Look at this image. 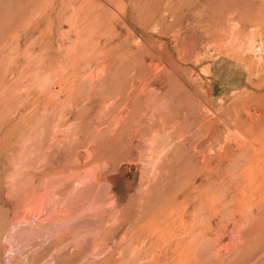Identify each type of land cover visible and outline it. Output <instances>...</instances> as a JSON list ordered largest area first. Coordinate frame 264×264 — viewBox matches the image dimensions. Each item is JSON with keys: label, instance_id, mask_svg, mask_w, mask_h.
I'll return each mask as SVG.
<instances>
[{"label": "rangeland", "instance_id": "1", "mask_svg": "<svg viewBox=\"0 0 264 264\" xmlns=\"http://www.w3.org/2000/svg\"><path fill=\"white\" fill-rule=\"evenodd\" d=\"M0 264H264V0H0Z\"/></svg>", "mask_w": 264, "mask_h": 264}, {"label": "bare ground", "instance_id": "2", "mask_svg": "<svg viewBox=\"0 0 264 264\" xmlns=\"http://www.w3.org/2000/svg\"><path fill=\"white\" fill-rule=\"evenodd\" d=\"M93 78V77H92ZM90 79V78H89ZM58 91V90H57ZM210 148V147H209ZM261 148V147H260ZM212 151V150H211ZM263 151V150H262ZM209 152H210V150H209ZM258 153H259V151H257ZM156 156V155H155ZM263 162V161H262ZM216 163V162H215ZM246 168V167H245ZM206 169H209L208 167L206 168ZM248 169V168H247ZM242 171V170H241ZM249 178V177H248ZM247 179V178H246ZM258 181V180H257ZM253 189V188H252ZM249 194V193H248ZM242 196H244V195H242ZM240 202V201H239ZM210 203V202H209ZM210 205V204H209ZM247 206V205H246ZM205 208V207H204ZM240 209V208H239ZM217 210V209H216ZM167 213H168V211H167ZM193 214V213H192ZM245 225V224H244ZM239 230V229H238ZM243 230V229H242ZM161 233V232H160ZM191 238V237H190ZM238 242V241H237ZM178 254V253H177ZM184 260V259H183Z\"/></svg>", "mask_w": 264, "mask_h": 264}]
</instances>
